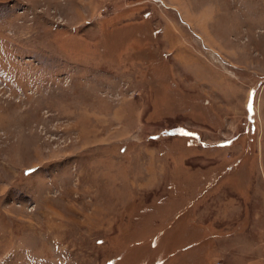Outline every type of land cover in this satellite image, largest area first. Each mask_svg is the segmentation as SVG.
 <instances>
[{"label": "rangeland", "instance_id": "1", "mask_svg": "<svg viewBox=\"0 0 264 264\" xmlns=\"http://www.w3.org/2000/svg\"><path fill=\"white\" fill-rule=\"evenodd\" d=\"M0 66V264H264V0H0Z\"/></svg>", "mask_w": 264, "mask_h": 264}, {"label": "water", "instance_id": "2", "mask_svg": "<svg viewBox=\"0 0 264 264\" xmlns=\"http://www.w3.org/2000/svg\"><path fill=\"white\" fill-rule=\"evenodd\" d=\"M250 102H251V96H250V98H249V103H248V107H249V109L251 108Z\"/></svg>", "mask_w": 264, "mask_h": 264}, {"label": "crops", "instance_id": "3", "mask_svg": "<svg viewBox=\"0 0 264 264\" xmlns=\"http://www.w3.org/2000/svg\"><path fill=\"white\" fill-rule=\"evenodd\" d=\"M260 84H262V82Z\"/></svg>", "mask_w": 264, "mask_h": 264}, {"label": "trees", "instance_id": "4", "mask_svg": "<svg viewBox=\"0 0 264 264\" xmlns=\"http://www.w3.org/2000/svg\"><path fill=\"white\" fill-rule=\"evenodd\" d=\"M179 137V136H178ZM181 137V136H180Z\"/></svg>", "mask_w": 264, "mask_h": 264}]
</instances>
